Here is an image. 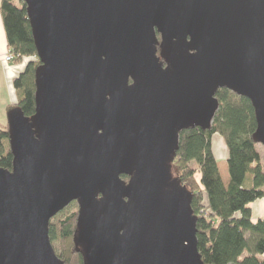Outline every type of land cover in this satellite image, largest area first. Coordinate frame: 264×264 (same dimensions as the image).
<instances>
[{
	"label": "water",
	"instance_id": "1",
	"mask_svg": "<svg viewBox=\"0 0 264 264\" xmlns=\"http://www.w3.org/2000/svg\"><path fill=\"white\" fill-rule=\"evenodd\" d=\"M21 1L39 65L34 115H7L0 264H64L48 225L73 201L83 264H204L172 162L219 89L250 101L264 147V0Z\"/></svg>",
	"mask_w": 264,
	"mask_h": 264
},
{
	"label": "trees",
	"instance_id": "2",
	"mask_svg": "<svg viewBox=\"0 0 264 264\" xmlns=\"http://www.w3.org/2000/svg\"><path fill=\"white\" fill-rule=\"evenodd\" d=\"M0 16L13 63L28 59L26 68L12 80L16 103L23 115H34V70L39 65L25 3L0 0ZM159 39V35H157ZM218 110L207 130L195 127L179 134L172 162L174 176L191 194L197 217V249L204 264H264V220L253 221L251 203L264 198V171L252 135L256 128L253 107L245 97L219 89ZM221 136L227 149L228 184L224 186L212 153V137ZM0 167L11 170L8 125L0 124ZM198 175V179H196ZM124 181L128 177L121 176ZM74 209L72 210V207ZM78 206L75 201L54 215L48 235L55 254L64 264H83L73 241ZM54 241L58 245H54Z\"/></svg>",
	"mask_w": 264,
	"mask_h": 264
},
{
	"label": "rangeland",
	"instance_id": "3",
	"mask_svg": "<svg viewBox=\"0 0 264 264\" xmlns=\"http://www.w3.org/2000/svg\"><path fill=\"white\" fill-rule=\"evenodd\" d=\"M4 37H5V34H4ZM3 56H2V59L0 62V70H2V74H0V124L5 125L8 123V120H7L8 112L6 111V107H7V105H11V104L13 105L14 103H16V93H15L14 87L12 85V79H11L12 76L9 77L8 81H7L8 75L7 74H6V76L3 75L4 68H5V72L6 71L8 72V69H14L16 71L14 73V76H18L26 68L28 59L27 58L23 59L22 61H20L18 63H13L12 62L13 60L11 62L7 63V62H4ZM13 108H15V107H13ZM217 136L219 137L220 145L225 146L224 141L221 138V136H219V135H217ZM255 150L257 151V153L260 156V162L262 165V169L264 171V147L261 144L256 143L255 144ZM223 152L226 153V149L224 151L221 149L219 150L220 155L221 154L223 155ZM227 155H228V153H227ZM223 161H225V163H223ZM219 162H220V164H219L220 170L226 172V175H227L228 172H227V166H226V159L224 160L222 158V161H219ZM172 176L175 177L174 173H173V169H172ZM227 177H228V175H227ZM196 179H198V175H196ZM73 209H74V206L72 207V210ZM54 245L57 246L58 242L54 241Z\"/></svg>",
	"mask_w": 264,
	"mask_h": 264
},
{
	"label": "crops",
	"instance_id": "4",
	"mask_svg": "<svg viewBox=\"0 0 264 264\" xmlns=\"http://www.w3.org/2000/svg\"><path fill=\"white\" fill-rule=\"evenodd\" d=\"M6 50H7V45H6V41H5V37H4V31H3V27H2V23H1V16H0V62H1L2 56L5 54ZM15 72L16 71L14 69H8V72L7 71L5 72V68H4L3 75H5V76H6V74L8 75L7 81H8V78L11 76H12L11 79L13 80V78L16 77V76H14ZM0 74H2V70H0ZM211 147H212V153H213L215 159L217 160V166H218V169L220 172L222 183L224 184V186H227L228 180H229V177H227L228 174L226 175V172L220 170V167H219V164H220L219 161H222V158L224 160L227 158L226 146L220 145L219 137L215 134L212 137ZM224 148L226 149V153L223 152V155L222 154L220 155L219 150L221 149L224 151L225 150ZM223 163H225V161H223ZM250 207H251V218L253 221L264 220V198L252 202ZM259 257L264 259V254L260 255Z\"/></svg>",
	"mask_w": 264,
	"mask_h": 264
},
{
	"label": "built area",
	"instance_id": "5",
	"mask_svg": "<svg viewBox=\"0 0 264 264\" xmlns=\"http://www.w3.org/2000/svg\"><path fill=\"white\" fill-rule=\"evenodd\" d=\"M13 59H14V54L9 49H7L3 56L4 62L8 63L11 62Z\"/></svg>",
	"mask_w": 264,
	"mask_h": 264
},
{
	"label": "flooded vegetation",
	"instance_id": "6",
	"mask_svg": "<svg viewBox=\"0 0 264 264\" xmlns=\"http://www.w3.org/2000/svg\"><path fill=\"white\" fill-rule=\"evenodd\" d=\"M76 204H77V202H76ZM77 206H78V204H77Z\"/></svg>",
	"mask_w": 264,
	"mask_h": 264
}]
</instances>
